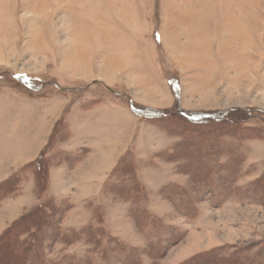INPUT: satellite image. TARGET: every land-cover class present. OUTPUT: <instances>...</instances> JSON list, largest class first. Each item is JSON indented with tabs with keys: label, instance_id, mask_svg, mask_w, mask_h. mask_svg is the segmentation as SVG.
I'll return each mask as SVG.
<instances>
[{
	"label": "rangeland",
	"instance_id": "rangeland-1",
	"mask_svg": "<svg viewBox=\"0 0 264 264\" xmlns=\"http://www.w3.org/2000/svg\"><path fill=\"white\" fill-rule=\"evenodd\" d=\"M142 63L168 78L173 104L172 85L179 87L172 116L162 115L170 101L140 99ZM26 89L69 101L45 152V190L36 194L29 169L6 198L31 179L36 203H24L16 221L48 198L55 205L27 264H194L216 250L210 264H264V0H0V91ZM114 89L127 98L115 99ZM105 103L139 119L132 145L99 196L59 201L51 172L71 176L90 153L66 151L67 114ZM234 119L241 123L232 132ZM14 253L5 249L0 264H18Z\"/></svg>",
	"mask_w": 264,
	"mask_h": 264
},
{
	"label": "crops",
	"instance_id": "crops-1",
	"mask_svg": "<svg viewBox=\"0 0 264 264\" xmlns=\"http://www.w3.org/2000/svg\"><path fill=\"white\" fill-rule=\"evenodd\" d=\"M166 34L165 30L160 35L163 45L169 35ZM169 37H176L175 33ZM145 66L147 73L143 71L140 75L144 85L140 99L149 94L147 100L151 104L170 101L169 105L172 107L173 96L168 78H164L163 74L157 75L154 66L143 64L144 69ZM111 94L120 102L127 98L125 94L117 95L115 89L111 90ZM128 99L132 103L138 102L133 96ZM67 101L62 93L47 100L44 97H30L26 94L18 96L12 92L0 91V183L38 157L48 144L55 125L63 118ZM106 105L100 104L91 110L73 107L68 112L71 141L65 147L66 151L76 153L80 149H86L90 153L71 176H68L66 168L51 172V195L57 200L67 197L71 202L83 203L99 196L108 173L132 145L134 135L140 127L139 119L128 108ZM68 177L70 184L72 182L70 189V184L66 181ZM21 190L19 196L0 203V235L25 210L24 203H28L29 207L36 203L34 180H26ZM24 200L26 201L23 202Z\"/></svg>",
	"mask_w": 264,
	"mask_h": 264
},
{
	"label": "trees",
	"instance_id": "trees-1",
	"mask_svg": "<svg viewBox=\"0 0 264 264\" xmlns=\"http://www.w3.org/2000/svg\"><path fill=\"white\" fill-rule=\"evenodd\" d=\"M18 81H20L21 83H23V85H25L26 87H28L29 90L33 91L35 89H33L32 86H27V83L22 81L21 78L18 79ZM173 87V92H174V96H175V103L174 106L168 110L167 112H162V115H165L166 117L168 116H172V114H175L176 112H178V106L180 103V89L177 85H172ZM18 91L20 90L19 88H17ZM23 94H26L30 97H34L32 95V92H29L27 89L25 90H21ZM20 92V91H19ZM131 108L132 110L137 114L142 116L143 115V109L142 108H138L136 105H134L133 103L131 104ZM156 114H160L159 111H156ZM182 116L184 118H186V116H188L185 113H182ZM194 120V119H193ZM194 121L199 122L200 120L195 119ZM211 124H213V126H218L221 125V121H210ZM241 123V122H237V119H234V121H230V124L232 125L230 128H228V130L235 132L237 129V125ZM62 124V121H58L57 124L55 125V128L51 134L50 140L48 142V144L46 145V147L41 151L39 157L32 163H30L29 165H27L25 168L20 169V173H16L14 175H12L9 179H7L4 182L0 183V202L5 200L6 198H8V196H10L11 194H13L15 191L18 190L17 188V184L19 182H21L20 179V174L25 172L26 170L29 169H34L35 173V182L37 185L36 188V194L39 195L41 193H43V191L45 190V186H46V173L48 172V170L51 167V164L49 163V158L45 155L46 149H48V147L53 143L54 138L57 134V132L60 130V126ZM228 124V123H227ZM234 129H233V128ZM219 128V127H218ZM128 155L126 154L122 159L121 162L119 163V166L122 165V162H124L127 160L126 157ZM129 163V162H128ZM118 166V167H119ZM118 167L114 170V173L117 171ZM129 169V167H127ZM126 168V169H127ZM33 171V172H34ZM199 172L196 171L195 174H192V178L198 174ZM194 181V180H193ZM17 188V189H16ZM53 201L48 198L45 200V202L39 206L36 211H34L33 213H30L26 216H23L21 219H19L18 221H16L15 223L12 224L11 227H9L1 236H0V258L4 255L3 251L5 249H11L14 250V257L12 259L15 258V260H17L18 264H27L26 260L29 256V254L34 250L35 245L38 244V238L37 235L40 232V230L44 227L45 224V219H47V217L49 216V213H51L52 211V207L53 206ZM24 235H29L28 237H26L25 239H22V237H24ZM217 251V250H216ZM216 251H212L210 254L211 255H207L206 257L209 258L211 261H214V258H212L214 254H217ZM30 252V253H29ZM219 254V253H218ZM16 257H18L19 259H16ZM35 258H37L35 256ZM220 259H224V260H228V256L226 257H220ZM237 259V258H236ZM232 259L233 264H238V259ZM35 260V259H34ZM202 261V259L200 260ZM199 261V263H200ZM211 261H207L204 263V261L200 264H210ZM12 262L14 263L13 260H8V263ZM228 262H230V260H228L226 263L228 264ZM194 264H199L198 262L194 261ZM189 264H192L191 262ZM213 264V263H212Z\"/></svg>",
	"mask_w": 264,
	"mask_h": 264
},
{
	"label": "bare ground",
	"instance_id": "bare-ground-1",
	"mask_svg": "<svg viewBox=\"0 0 264 264\" xmlns=\"http://www.w3.org/2000/svg\"><path fill=\"white\" fill-rule=\"evenodd\" d=\"M234 25H235V24H234ZM199 35H201V34L199 33ZM250 37H251V36H250ZM236 39H237V38H236ZM232 40H233V39H232ZM253 40H254V38H253ZM167 41H168V44H167V42H166V45L168 46V49H169V48H171V45H170L169 40H167ZM242 42H243V43L245 42L244 45L247 44V43H249V42H248V39H246V38H245ZM243 43H242V44H243ZM173 44H174V45H173V46H174L173 49H178V52H180V48H178L177 44H175V42H174ZM255 44H256V43H255ZM245 47H246V46H245ZM245 47H244V48H245Z\"/></svg>",
	"mask_w": 264,
	"mask_h": 264
}]
</instances>
